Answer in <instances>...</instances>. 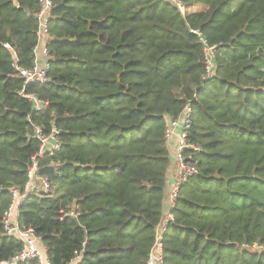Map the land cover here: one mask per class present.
<instances>
[{
	"label": "trees",
	"instance_id": "obj_1",
	"mask_svg": "<svg viewBox=\"0 0 264 264\" xmlns=\"http://www.w3.org/2000/svg\"><path fill=\"white\" fill-rule=\"evenodd\" d=\"M179 1L51 0L47 80L25 84L40 3L0 0V264L23 249L3 213L33 162L50 187L17 223L51 264H148L158 241L162 264H264V0ZM186 105L196 173L161 231L166 123ZM39 136L59 150L38 156Z\"/></svg>",
	"mask_w": 264,
	"mask_h": 264
},
{
	"label": "built area",
	"instance_id": "obj_2",
	"mask_svg": "<svg viewBox=\"0 0 264 264\" xmlns=\"http://www.w3.org/2000/svg\"><path fill=\"white\" fill-rule=\"evenodd\" d=\"M176 4L179 10L184 11V5L179 0H168ZM40 3V9L36 14L38 20V29H37V45L34 48V63L31 68L28 69H20V75L24 79V83L27 84L29 82H39L44 83L47 80L46 71L48 68L47 63V48L46 45H43L45 42V38L47 36V28H48V14L51 8V0H38ZM193 32H195L193 30ZM205 44V43H204ZM39 52V56H38ZM214 47L206 46L205 47V62L206 68L209 71L211 69V58L213 56ZM22 93V91H21ZM27 99L33 101L34 107L36 110H40L47 105V102L39 101L38 99L34 98L32 95H24ZM190 114L191 109L189 105H186L180 114V116L176 119H168L166 123V131L165 136L166 139L171 135L174 128L179 126L181 132L179 133V139L176 147V160L179 166V173L180 177L178 178L176 184L173 186L170 195H169V202H170V209L174 205V201L177 197V192L179 189V185L181 182L188 176H191L196 173V167L192 164L185 163L184 158V150L189 147L186 137L187 131L190 127ZM40 150L38 156H42L45 151L52 153L53 151L59 150L60 143L53 137H40ZM36 170V163L33 162L28 170V183L25 186L24 192L14 188L11 190V202L8 208L3 213V232L7 236H13L23 244V249L15 254L9 261L3 262V264H15L17 262H26L28 260H35L38 264H51L49 259L45 255V250L42 245H40L37 241L36 236L32 228H22L18 225L17 220L14 222L11 220V217L14 212H16L18 216V208L19 205L24 201L26 197V192L30 186V182L33 178H35L34 171ZM40 186L38 190H43L47 192L49 189V183L46 178H38ZM73 215L72 213H70ZM18 218V217H17ZM173 220V216L169 213L166 217L165 223L162 226L161 231L165 230V226L169 221ZM161 235H159V238ZM158 238V240H159ZM258 247V246H255ZM260 248V247H259ZM148 264H162L161 258V244L158 241L154 251L150 254Z\"/></svg>",
	"mask_w": 264,
	"mask_h": 264
},
{
	"label": "crops",
	"instance_id": "obj_3",
	"mask_svg": "<svg viewBox=\"0 0 264 264\" xmlns=\"http://www.w3.org/2000/svg\"><path fill=\"white\" fill-rule=\"evenodd\" d=\"M43 45H45V42H43ZM38 56H39V52H38ZM180 132H181L180 127L179 126L175 127L171 135L166 140L170 160H169V167H168V173H167L166 185H165L164 206H163L164 219L170 213V202H169L170 192L173 186L176 184L178 178L180 177V173H179L180 169L176 160V147ZM39 186L40 184L38 178L32 179L28 190L29 189L38 190ZM17 217L18 216L16 212H14L11 217V220L15 222L17 220ZM75 262L76 261H72L70 264H76Z\"/></svg>",
	"mask_w": 264,
	"mask_h": 264
},
{
	"label": "rangeland",
	"instance_id": "obj_4",
	"mask_svg": "<svg viewBox=\"0 0 264 264\" xmlns=\"http://www.w3.org/2000/svg\"><path fill=\"white\" fill-rule=\"evenodd\" d=\"M199 9H200V6L199 5H193L190 8L191 11H198Z\"/></svg>",
	"mask_w": 264,
	"mask_h": 264
},
{
	"label": "water",
	"instance_id": "obj_5",
	"mask_svg": "<svg viewBox=\"0 0 264 264\" xmlns=\"http://www.w3.org/2000/svg\"><path fill=\"white\" fill-rule=\"evenodd\" d=\"M13 3H14L15 6H17V2H16V0H13Z\"/></svg>",
	"mask_w": 264,
	"mask_h": 264
}]
</instances>
